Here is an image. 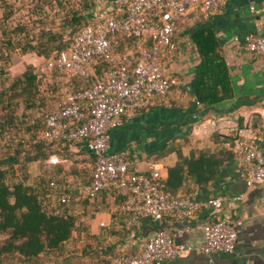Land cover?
Masks as SVG:
<instances>
[{"label": "trees", "instance_id": "trees-1", "mask_svg": "<svg viewBox=\"0 0 264 264\" xmlns=\"http://www.w3.org/2000/svg\"><path fill=\"white\" fill-rule=\"evenodd\" d=\"M17 1L20 0H0V264H110L111 257L125 254L118 251L116 244L120 239L110 246L100 234L101 239L96 242L97 237L90 234L82 220L92 213L77 215L75 208L78 201L82 207L92 203L94 209L103 206L112 220L127 217L131 222L130 214L111 211L113 206L123 202V196L112 189L97 193L93 199L83 196L80 191L90 181L94 161L85 142H74L69 147L63 140L50 141L42 137L45 115L60 108L65 94L88 88L115 66L108 59H95L85 76L66 74L46 66L57 53L70 46L77 32L94 23L97 16L94 1L84 0L80 10H69L56 31L46 29L41 16L9 25L8 19L13 15ZM55 2L60 5V0ZM31 11L35 15L42 14V5L35 4ZM189 20L192 24L186 26ZM37 25L41 27L37 28ZM67 27L71 28L70 36L64 37L63 31ZM174 37L186 38L189 50L197 58L187 91L192 100L185 114L187 119H191L193 114L232 97L229 71L216 34L205 25L201 5L196 4L176 23L172 38L175 49L164 51L158 59L163 76L169 83V92L176 86L165 73L167 60L177 50ZM148 45V41L138 38L120 37L113 42L112 55L130 52L136 56L140 47ZM27 53L39 58L40 64H27L21 73L8 77L5 67L11 56ZM55 73L69 77V85L63 89V96L55 107L45 109V96L40 91V84ZM19 107L20 110L16 111ZM210 139V147L191 148L186 155H182L178 144L172 141L159 155L149 159L155 162L162 155L175 154L174 165L168 168L166 178L160 181L161 191L188 198L177 192L185 177L196 187H203L221 166L235 159L229 146L232 136L212 133ZM51 156L56 163H47ZM78 157H87L91 162L90 168L86 172L83 170L84 177H79L81 187L76 189L67 175L78 180L76 177L83 171L75 165L62 169L60 163L74 161ZM127 172L135 173L129 170V165ZM112 235L121 236L117 231Z\"/></svg>", "mask_w": 264, "mask_h": 264}, {"label": "built area", "instance_id": "built-area-1", "mask_svg": "<svg viewBox=\"0 0 264 264\" xmlns=\"http://www.w3.org/2000/svg\"><path fill=\"white\" fill-rule=\"evenodd\" d=\"M224 1L110 0L109 13L83 27L70 46L46 64L48 69L85 76L95 59L105 58L115 63L102 79L88 88L65 94L60 108L45 115L42 137L50 141L63 140L69 147L74 142H85L94 161L90 181L80 193L93 199L105 189L118 191L123 202L113 206L111 211L130 214L132 224H137L140 218L160 223L167 216L186 219L203 209L218 211L225 200L223 196L205 200L178 198L161 191L162 176L153 161L146 164L144 172L128 173L126 154L112 152L108 136L120 126L123 115L140 111L149 97L162 99L169 92V83L158 59L164 51L175 49L172 38L181 17L200 4L202 17L207 19ZM248 10L256 12L253 6ZM124 36L148 41L149 45L140 47L136 56L130 52L113 56V42ZM232 41H241L247 52L264 59L263 37L248 33L241 39L233 37ZM194 104L197 106L198 102ZM198 116H191L194 135L198 138L212 133L232 136L229 146L246 187L264 181V155L251 142L256 133L264 134V121L253 125L250 117L239 123L237 118L227 116L199 121ZM47 163H56V159L51 156ZM234 199L240 200V195ZM235 240L233 225L219 218L204 222L202 242L194 247L175 242L167 230L158 227L139 253L116 254L110 264H162L189 251L207 256L230 253Z\"/></svg>", "mask_w": 264, "mask_h": 264}, {"label": "crops", "instance_id": "crops-1", "mask_svg": "<svg viewBox=\"0 0 264 264\" xmlns=\"http://www.w3.org/2000/svg\"><path fill=\"white\" fill-rule=\"evenodd\" d=\"M96 2L95 19L107 15L111 9L110 0ZM249 6H253L256 12L250 13ZM204 22L218 39L229 71L232 97L200 111L198 120L227 116L237 118L239 123L250 117L253 125L264 121V59L247 52L241 41H232L233 37L241 39L248 33L264 38V0H225ZM174 39L177 50L167 60L165 70L176 85L174 89L167 94L165 101L149 97L140 111L123 115L120 126L108 135L110 150L125 153L129 170L133 172H144L146 164L151 161L149 159L159 155L172 141L178 144L182 155L191 148L211 146V134L200 138L194 135V123L185 114L192 100L187 91L197 58L189 50L186 38ZM251 142L264 155V134L256 133ZM175 160V154L171 153L155 161L162 179L166 178L167 170ZM177 192L198 200L217 196H223L225 200L218 211L203 209L186 219L167 216L160 224L147 218H140L137 224H131L127 217L112 220L108 212L91 214L82 220L90 234L97 237L96 242L100 241V234L110 246L120 239L116 244L119 252L136 254L157 227L167 230L175 242L194 247L202 242L205 221L224 219L233 225L236 232L232 252L207 256L189 251L162 264H264V181L246 187L233 159L221 166L203 187H196L185 177ZM237 195H240V200L234 199ZM105 202L110 203V200ZM113 231L121 236L112 235Z\"/></svg>", "mask_w": 264, "mask_h": 264}, {"label": "rangeland", "instance_id": "rangeland-1", "mask_svg": "<svg viewBox=\"0 0 264 264\" xmlns=\"http://www.w3.org/2000/svg\"><path fill=\"white\" fill-rule=\"evenodd\" d=\"M20 0L16 2V10L14 9L13 15L10 16L8 19L9 25H15L17 22L25 21L27 18L34 19L36 16H41L42 20L44 21V27L46 29H53L54 31L58 30L59 27H61L62 22L64 21V18L68 16V11L72 9H81V4L84 2V0H60V5L57 6L55 0ZM94 4L96 5V0H93ZM41 4L43 13L40 15L33 14V11H31L32 6L35 4ZM88 20V19H86ZM192 22L189 20L186 24L190 26ZM185 26V27H186ZM41 27L40 25H37V28ZM37 28L34 31H37ZM70 27H67L63 31V36L67 37L70 36ZM27 64H31L33 66H38L40 64V59L34 56L32 53H27L23 56H11L10 60L8 61V64L5 67V72L8 77H13L21 73L24 69V67ZM70 78L63 74H54L48 79H43V81L40 84V91L45 96V109H50L52 107H55V105L58 103V101L62 98L63 89L69 85ZM167 97V96H166ZM164 97V101L166 99ZM20 107L16 109V111H19ZM2 116V112L0 110V117ZM1 144V143H0ZM90 162L87 157H78L75 158V160L66 161L63 163H60V166L62 169H67L68 167H72L75 165L77 169H80L81 171H87L90 168ZM69 165V166H68ZM84 171L81 172L80 176H77L78 180H73L72 175L69 176L68 180L69 182L73 183L72 186H75L76 189L78 187H81L80 178L84 177ZM31 172L34 174L35 169L34 167L31 168ZM79 172V171H78ZM70 173V172H69ZM75 211L77 215H89L94 214L98 212H104V207L99 206L98 209H94V205L89 204L86 207H82V204L80 201L77 202V207L75 208Z\"/></svg>", "mask_w": 264, "mask_h": 264}]
</instances>
